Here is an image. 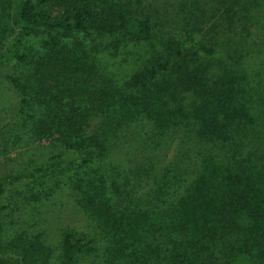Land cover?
Masks as SVG:
<instances>
[{"label":"trees","instance_id":"16d2710c","mask_svg":"<svg viewBox=\"0 0 264 264\" xmlns=\"http://www.w3.org/2000/svg\"><path fill=\"white\" fill-rule=\"evenodd\" d=\"M63 1L73 5L62 15L53 16L47 0H8L7 19L0 25V62L23 59L14 47L15 41L24 32H33L36 26L47 30L44 44L54 62L53 70L71 74L70 77L76 75L72 55L86 45L80 41V35L93 40L99 38V42H92L93 49L114 57L129 44L148 43L150 48L141 67L122 83L113 84L105 91L96 90L89 107H83V98L78 92L73 93V88L60 91L57 106L48 118H39L36 127L42 139L56 137L62 144L57 152L34 167L27 180L40 182L56 161L76 163L74 155L79 151L87 155L83 163L95 156H109L113 146L111 131L99 133L93 128L90 131L91 120L105 113L111 116L117 109L131 110L134 112L131 116L139 114L153 125V137L159 140L181 132L184 140L181 163L186 158L191 161L188 170L192 169V175L188 172L190 178L174 201L175 207L181 208V218L170 221L171 225L178 222L182 233L181 239L171 240L174 241L169 256L171 264H264V75L253 70L249 74L246 71L244 77L235 70L232 74L222 56L219 65L227 80L216 76L211 83L207 69L215 63L198 54L201 49L196 51V42L182 41L178 34H159L155 30L156 20L141 17L131 7L106 3L97 9L89 3ZM212 1L215 15L221 14L227 21L222 25L229 30L235 28L237 20L245 26L254 21L250 17L254 16V10L264 23V0H209V3ZM191 34H197L195 28ZM71 39L76 42H70ZM260 46L262 53L264 42L221 43L223 52L225 49L229 55L235 47L226 62L247 55L251 47ZM7 79L21 96L18 116L32 117L28 84L20 75L11 74ZM255 87L261 89L259 99L250 95ZM220 88H231L234 95L236 88L242 89V97L233 96L234 113L224 109L208 112L212 94L221 101ZM126 178L127 182L113 183L116 199L107 195L103 184L101 188L84 191L82 202L98 220L99 227L116 238L122 250L124 243L134 247L127 239L142 242L147 238L146 233L153 234L168 225L165 207L162 212L157 211L150 199L136 195L138 185L131 182L132 178ZM170 182L171 178L167 179L166 183ZM260 185L263 186L258 189ZM142 203L145 209L139 208ZM166 203L165 199L163 205ZM1 211L0 206V229ZM172 230L177 228L172 226ZM146 247L154 249L151 244ZM7 249L2 257L4 262L22 263L24 252L35 251L37 244L31 242L23 252L10 242ZM80 251V241L66 233L63 264H73Z\"/></svg>","mask_w":264,"mask_h":264},{"label":"rangeland","instance_id":"374dc122","mask_svg":"<svg viewBox=\"0 0 264 264\" xmlns=\"http://www.w3.org/2000/svg\"><path fill=\"white\" fill-rule=\"evenodd\" d=\"M69 1L89 3L97 9L106 3L131 7L141 17L156 20L155 30L159 34H178L182 41L196 42V51L201 49L198 54L215 63L211 69H207L211 83L216 76L227 80V74L219 65L222 56L232 74V70H235L236 74L244 77L246 71L249 74L253 70L264 75V52H260L262 46L251 47L247 55L236 56L228 62L227 58L233 55L235 47L230 55L221 48L222 42L230 40L264 42V23L256 10L253 11L254 16H250L254 21H249L245 26L237 20L235 28L229 30L222 25L227 21L221 14L215 15V4L213 1L209 3V0ZM72 5L63 0H47V7L53 16L62 15ZM8 7V0H0V25L7 19ZM193 28L197 33L194 36L191 34ZM47 39L46 28L36 26L33 32H24L15 41L14 47L23 59L9 58L0 62V264H63L66 233H71L73 239L81 244V251L73 264H171L169 256L174 245L171 240L182 238L178 222L174 225L170 222L181 218V208L175 207L174 201L190 178L188 175H192V169L188 170L191 161L186 158L181 163L184 151L181 132L159 140L153 137V125L141 115L131 116L134 114L131 110L117 109L111 112V116L105 113L91 120L92 127H89L90 131L93 128L99 133L111 131L113 146L109 156H95L93 160L83 163L87 155L79 151L74 155L76 163L56 161L40 182L27 180L34 167L57 152L62 144L56 137L42 139L36 127L37 120L48 118L52 108L57 106L56 97L61 94L60 91L73 88V93L78 92L83 98V107L91 106L96 90L105 91L113 84L122 83L142 66V59L150 45L129 44L114 57L93 49L92 42H99V38L93 40L92 37L80 35V41L86 45L74 51L72 60L76 75L70 77L71 74L53 70L54 62L44 44ZM70 42L76 41L71 39ZM11 74L22 76L29 86L32 117L18 116L21 96L7 79ZM219 91L221 101L212 94L208 112L224 109L234 113L233 96L237 94L236 97H242V89L236 88L235 95L231 88H220ZM261 93L257 87L250 90V95L257 99ZM126 177H131V182L138 185L136 195L144 200L150 199L151 205L157 206V211L162 212L161 209L165 207L168 225L165 224L164 230L146 233L147 238L142 242L135 238L127 239L134 247L124 243L122 250L116 238L99 227L98 220L83 207L82 202L86 196L84 191L101 188L103 184L107 195L116 199L113 183L127 182ZM169 178L171 182L167 184ZM165 199L167 203L163 205ZM143 206L142 203L139 208L145 209ZM172 226L177 231H173ZM141 232L145 233V230ZM10 242L16 243L23 252L31 242L37 244V249L24 252L25 261L22 263L18 260L4 262L2 257L6 255L4 253L8 251ZM146 244H151L154 249L147 248Z\"/></svg>","mask_w":264,"mask_h":264}]
</instances>
